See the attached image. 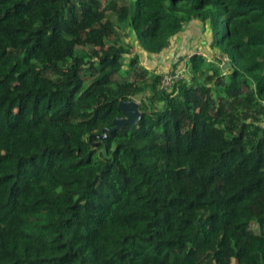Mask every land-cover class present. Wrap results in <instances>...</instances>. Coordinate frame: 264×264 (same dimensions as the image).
Returning <instances> with one entry per match:
<instances>
[{
    "label": "trees",
    "instance_id": "trees-1",
    "mask_svg": "<svg viewBox=\"0 0 264 264\" xmlns=\"http://www.w3.org/2000/svg\"><path fill=\"white\" fill-rule=\"evenodd\" d=\"M263 101L264 0H0V264H264Z\"/></svg>",
    "mask_w": 264,
    "mask_h": 264
},
{
    "label": "crops",
    "instance_id": "crops-1",
    "mask_svg": "<svg viewBox=\"0 0 264 264\" xmlns=\"http://www.w3.org/2000/svg\"><path fill=\"white\" fill-rule=\"evenodd\" d=\"M201 33L204 34L203 37H201ZM208 34L209 33L207 31L203 30V26L199 22L193 21L190 25L185 28L183 33L179 35V37L176 39L175 44H171L170 47H168V49L162 52L161 54H142L146 56V58L152 59L151 61H149L151 63L147 64L151 68L154 67V63H161L163 67L165 65L168 66V64L171 63L169 56L172 57L174 55L175 57L182 59L188 54V52L192 50H199L203 53V55H206L207 57H213L216 52H213L209 49L210 39ZM174 53H176L177 55ZM173 66L174 64H172V67ZM157 67H160V69L162 68L159 65Z\"/></svg>",
    "mask_w": 264,
    "mask_h": 264
},
{
    "label": "water",
    "instance_id": "water-1",
    "mask_svg": "<svg viewBox=\"0 0 264 264\" xmlns=\"http://www.w3.org/2000/svg\"><path fill=\"white\" fill-rule=\"evenodd\" d=\"M222 67L224 69L230 68L231 63L226 62L223 64ZM118 109L120 110L121 114L113 118L112 120L113 126L111 128L104 127L102 129L101 134H95L89 136V141L91 144H96L94 142V139H97L99 141L102 140L106 136L107 132L120 129L124 125H136L142 117V113L139 109V102L136 101L135 99L119 101ZM102 150L105 153V149L103 148Z\"/></svg>",
    "mask_w": 264,
    "mask_h": 264
},
{
    "label": "rangeland",
    "instance_id": "rangeland-1",
    "mask_svg": "<svg viewBox=\"0 0 264 264\" xmlns=\"http://www.w3.org/2000/svg\"><path fill=\"white\" fill-rule=\"evenodd\" d=\"M126 31H127V35H126V37L124 38V40L125 41H128V42H130V43H132V44H134L135 45V48H134V54H138V57H139V61H140V63L142 64V65H144V66H146L147 68H149V69H151V70H155V69H153L154 67H156L157 69V71L160 73V72H165V71H168V70H170V69H172V68H181L179 65H175V67H172V64L174 63V61L175 60H179L177 57H175L174 55L172 56V57H170L169 56V58H170V60H171V63L170 64H168V66L167 65H165L164 67L161 65V63H158V64H155L154 63V67L153 68H151V67H149L147 64H149V63H151V62H149V61H151L152 59L151 58H146V56H144L139 50H138V47H137V45H136V42H135V40H134V37H133V35H131L130 34V31L126 28L125 29ZM201 35V37H203L204 36V34H200ZM190 51V50H189ZM193 51V50H192ZM201 52V51H200ZM174 54H176V53H174ZM177 55V54H176ZM185 58V57H184ZM127 62H128V60L126 59V60H124V64H125V67H126V65H127ZM159 65V66H161L162 68L160 69V67H159V69H158V67L157 66ZM124 71V70H123ZM123 71L121 72V73H123ZM184 76L186 77L187 76V72H186V67H185V65H184ZM117 77H119V75H117ZM136 100V99H135ZM136 101H138V100H136ZM234 264V263H233Z\"/></svg>",
    "mask_w": 264,
    "mask_h": 264
},
{
    "label": "built area",
    "instance_id": "built-area-1",
    "mask_svg": "<svg viewBox=\"0 0 264 264\" xmlns=\"http://www.w3.org/2000/svg\"><path fill=\"white\" fill-rule=\"evenodd\" d=\"M193 53H197V54H202V52H200L199 50H193V51H190L188 52V54L186 56H184V61L186 59H188L191 54ZM206 56V55H205ZM218 59L221 60V62L224 64L226 63L225 60L226 58L221 56V55H218L216 54L215 55ZM210 58V57H208ZM175 67V66H173ZM183 72H184V67H181V68H172L168 71H165V72H160L162 74V78H161V82H160V85L159 87L162 89V90H168L176 81L180 80L181 78H183ZM263 104H264V101H263Z\"/></svg>",
    "mask_w": 264,
    "mask_h": 264
}]
</instances>
